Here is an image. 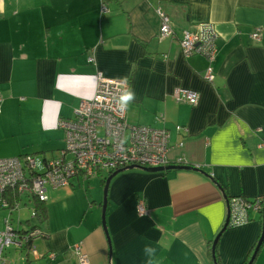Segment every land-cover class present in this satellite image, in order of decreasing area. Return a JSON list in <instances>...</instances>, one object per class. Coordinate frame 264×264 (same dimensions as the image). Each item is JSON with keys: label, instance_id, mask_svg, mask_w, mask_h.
I'll return each instance as SVG.
<instances>
[{"label": "crops", "instance_id": "crops-1", "mask_svg": "<svg viewBox=\"0 0 264 264\" xmlns=\"http://www.w3.org/2000/svg\"><path fill=\"white\" fill-rule=\"evenodd\" d=\"M157 9L172 37L159 36ZM200 22L216 32L212 62L186 58L179 45ZM98 75L126 81L128 122L170 129L169 162L197 169L117 173L105 194V230V183L94 177L48 188L42 222L33 196L7 191L3 223L41 228L32 254L49 264H78L76 243L89 264H215L214 254L219 264H241L261 234V212L223 226L230 196H264V0H0V158L31 154L43 168L64 145L57 120L93 97ZM178 86L196 90V104L176 101ZM253 264H264V240Z\"/></svg>", "mask_w": 264, "mask_h": 264}, {"label": "built area", "instance_id": "built-area-1", "mask_svg": "<svg viewBox=\"0 0 264 264\" xmlns=\"http://www.w3.org/2000/svg\"><path fill=\"white\" fill-rule=\"evenodd\" d=\"M100 12H109L104 1L100 4ZM157 14L160 18L159 36L172 37L174 31L168 16L160 9ZM250 36L259 40L261 28H255ZM215 38L213 25L200 22L194 29L182 31L179 45L186 58L200 54L212 62L216 51ZM211 72L209 67L204 74L207 80H212ZM126 88L124 80L98 75L93 97L81 100L72 117L57 120V126L64 132V147L58 155L45 160L42 170L36 168L35 157L31 154L0 158V206L10 207L5 198L7 191L46 202L48 188L68 185L73 178L86 180L100 175L106 178L128 165L160 167L171 164L168 160V152L173 147L170 129L129 123L122 99ZM173 96L176 101L190 105L196 104L199 97L196 90L179 86L174 88ZM156 120L163 121V115H156ZM175 130L180 132L183 127L176 124ZM176 145L181 146L182 141ZM178 163H182L181 160ZM263 201V197L230 196L227 199L228 224L247 222L251 211L261 212ZM11 208H17V203ZM146 211L144 201L139 200L137 213L143 215ZM42 236L44 232L38 226L15 230L5 220V229L0 231V260L3 250L11 245L35 253L31 243ZM72 249L78 264H89L80 243L74 244ZM48 257L53 258L54 254L49 253Z\"/></svg>", "mask_w": 264, "mask_h": 264}, {"label": "water", "instance_id": "water-1", "mask_svg": "<svg viewBox=\"0 0 264 264\" xmlns=\"http://www.w3.org/2000/svg\"><path fill=\"white\" fill-rule=\"evenodd\" d=\"M133 168H138V169H142V170L149 171V172L167 171V170H171V169H197L195 167L179 163V164H168L166 166H160V167H143V166L128 165V166H125L123 168H120V169L113 171L111 174H109L106 177L104 188H103L104 197H103V203H102L101 223H102L104 230H105V206H106L105 194H106V190H107V186L109 184V181L117 173L124 171V170H127V169H133ZM261 216H262L261 234H260V236L258 238V242H257V244H256V246H255V248H254V250H253V252H252V254H251V256H250V258L246 264H253L255 257H256V254H257V251H258V248H259V245L264 240V201H263V205H262V209H261ZM227 225H228V212H227V217L225 219V223H224L223 228L226 227ZM218 235L219 234H217V236L213 240L212 250L215 247V243L217 241Z\"/></svg>", "mask_w": 264, "mask_h": 264}, {"label": "rangeland", "instance_id": "rangeland-1", "mask_svg": "<svg viewBox=\"0 0 264 264\" xmlns=\"http://www.w3.org/2000/svg\"><path fill=\"white\" fill-rule=\"evenodd\" d=\"M63 147H64V145H63ZM36 158H37L36 159V162H37L36 168L41 170L42 168H41L40 164H38V160L40 159V157L37 156ZM103 177H104V175H100V176L94 177V178H100L102 180ZM74 179H77V178H73V180ZM101 192H102V196H103V186H101ZM16 210H14V211H16ZM4 211L8 213L9 209L8 208L0 209V231H3L5 229V226H4L5 224L3 223L4 221L2 220L3 219L2 212H4ZM2 227H4V229H2ZM26 253H27L26 250L16 248V247L11 245L9 247H6L3 250L2 260L8 259L10 261V264H49L48 259H46V258H43V257L33 258L32 252H28V256H26ZM72 262H74V261H72ZM0 264H7V263L5 261L4 262L1 261Z\"/></svg>", "mask_w": 264, "mask_h": 264}, {"label": "trees", "instance_id": "trees-1", "mask_svg": "<svg viewBox=\"0 0 264 264\" xmlns=\"http://www.w3.org/2000/svg\"><path fill=\"white\" fill-rule=\"evenodd\" d=\"M105 180H106V178H103V179L101 180L102 184L105 183ZM16 196H17V195H16ZM16 196H15V197H16ZM263 198H264V196H263ZM33 207H34V208H33V215L35 216L36 220H37L38 222H42V221H44V219H45V217H46V206H45V202H41V201H39V200H37V199L35 198V201H34V205H33ZM36 226H37V225H34V226H32V227H36ZM257 242H258V240H257ZM257 242L255 243V245H254V247H253V249H252V252H253V250H254V248H255ZM261 244H262V242H261ZM261 244L259 245V247L261 246ZM258 249H259V248H258ZM252 252L250 253L249 256H247V257L245 258V260H244L241 264H246V263L248 262V260H249V258H250V256H251ZM214 253H215V252H214ZM26 256H28V253H26ZM214 261H215V264H219V262H218V258H217V256H216V254H214Z\"/></svg>", "mask_w": 264, "mask_h": 264}, {"label": "clouds", "instance_id": "clouds-1", "mask_svg": "<svg viewBox=\"0 0 264 264\" xmlns=\"http://www.w3.org/2000/svg\"><path fill=\"white\" fill-rule=\"evenodd\" d=\"M125 102L129 101L130 99H132V94L131 93H128L127 95H125L123 98H122ZM146 251H148L149 253H151L153 251V249L151 248H146Z\"/></svg>", "mask_w": 264, "mask_h": 264}]
</instances>
